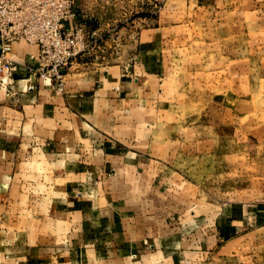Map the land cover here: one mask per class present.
Segmentation results:
<instances>
[{"label": "rangeland", "instance_id": "obj_1", "mask_svg": "<svg viewBox=\"0 0 264 264\" xmlns=\"http://www.w3.org/2000/svg\"><path fill=\"white\" fill-rule=\"evenodd\" d=\"M192 3L172 17L168 0H111L93 25L77 0L95 34L77 62L139 85L135 103L109 107L108 138L141 165L111 187L133 210H166L158 239L173 264H264V0ZM155 26L169 29L146 54L140 34ZM146 64L154 76L139 74Z\"/></svg>", "mask_w": 264, "mask_h": 264}, {"label": "crops", "instance_id": "obj_2", "mask_svg": "<svg viewBox=\"0 0 264 264\" xmlns=\"http://www.w3.org/2000/svg\"><path fill=\"white\" fill-rule=\"evenodd\" d=\"M99 1L85 0L91 23L109 17L111 0ZM193 1L168 0L171 16ZM99 7L107 12L100 16ZM168 29L143 30L146 54ZM36 52L30 44L13 45L8 57L17 63L18 83L0 89V264H173V246L158 239L157 214L166 210H133L125 191L111 187L122 168L141 165L130 164L108 138L116 117L109 107L118 112L135 103L138 83L124 74L110 82L102 69L76 61L62 90L39 80L28 91ZM147 65L139 74L154 76Z\"/></svg>", "mask_w": 264, "mask_h": 264}, {"label": "built area", "instance_id": "obj_3", "mask_svg": "<svg viewBox=\"0 0 264 264\" xmlns=\"http://www.w3.org/2000/svg\"><path fill=\"white\" fill-rule=\"evenodd\" d=\"M77 17V0H0V89L18 83L17 63L8 56L14 44L25 41L37 48L27 90H35L39 80L62 90L67 72L87 50V40L95 38L80 24L67 26Z\"/></svg>", "mask_w": 264, "mask_h": 264}]
</instances>
